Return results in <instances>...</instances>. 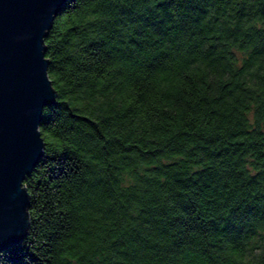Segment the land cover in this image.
Returning <instances> with one entry per match:
<instances>
[{"label": "trees", "instance_id": "trees-1", "mask_svg": "<svg viewBox=\"0 0 264 264\" xmlns=\"http://www.w3.org/2000/svg\"><path fill=\"white\" fill-rule=\"evenodd\" d=\"M43 43L0 264H264V0H65Z\"/></svg>", "mask_w": 264, "mask_h": 264}, {"label": "water", "instance_id": "water-1", "mask_svg": "<svg viewBox=\"0 0 264 264\" xmlns=\"http://www.w3.org/2000/svg\"><path fill=\"white\" fill-rule=\"evenodd\" d=\"M65 0H0V248L28 224L23 184L43 153L42 108L56 90L43 36Z\"/></svg>", "mask_w": 264, "mask_h": 264}]
</instances>
